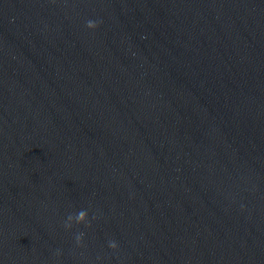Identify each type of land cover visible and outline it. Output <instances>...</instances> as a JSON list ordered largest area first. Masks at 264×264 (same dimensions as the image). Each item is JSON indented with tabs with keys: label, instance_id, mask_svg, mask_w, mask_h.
<instances>
[{
	"label": "water",
	"instance_id": "water-1",
	"mask_svg": "<svg viewBox=\"0 0 264 264\" xmlns=\"http://www.w3.org/2000/svg\"><path fill=\"white\" fill-rule=\"evenodd\" d=\"M0 264H264V0H0Z\"/></svg>",
	"mask_w": 264,
	"mask_h": 264
},
{
	"label": "clouds",
	"instance_id": "clouds-1",
	"mask_svg": "<svg viewBox=\"0 0 264 264\" xmlns=\"http://www.w3.org/2000/svg\"><path fill=\"white\" fill-rule=\"evenodd\" d=\"M83 214H81V218H82Z\"/></svg>",
	"mask_w": 264,
	"mask_h": 264
}]
</instances>
